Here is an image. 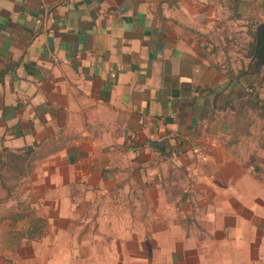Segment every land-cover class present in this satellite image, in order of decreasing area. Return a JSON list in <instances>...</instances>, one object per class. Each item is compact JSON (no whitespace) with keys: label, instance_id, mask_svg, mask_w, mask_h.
I'll return each instance as SVG.
<instances>
[{"label":"crops","instance_id":"obj_1","mask_svg":"<svg viewBox=\"0 0 264 264\" xmlns=\"http://www.w3.org/2000/svg\"><path fill=\"white\" fill-rule=\"evenodd\" d=\"M228 2L242 19V0H0V162L5 150L31 148L30 170L11 185L0 180V264H264V179L205 175L192 194H144V226L133 193L72 196L82 202L79 216L53 204L49 223L38 194L24 202L15 193L29 174L30 191H39L36 154L52 185L63 183V164L64 183L91 186L94 162L84 177H72L73 164L92 155L85 139L101 136L105 154L93 169L112 168V130L120 124L143 139L141 148L177 155L172 166H187L183 157L196 154L203 155L198 167L231 170L209 156L228 134L223 114L237 104L225 97L239 80L221 74L211 44L218 24L233 20ZM257 3L261 17L264 0ZM135 151L127 148L129 159ZM69 196L59 200L71 203ZM47 200L56 203L57 195ZM35 219L47 222L44 230ZM49 231L66 237L45 238Z\"/></svg>","mask_w":264,"mask_h":264},{"label":"rangeland","instance_id":"obj_2","mask_svg":"<svg viewBox=\"0 0 264 264\" xmlns=\"http://www.w3.org/2000/svg\"><path fill=\"white\" fill-rule=\"evenodd\" d=\"M244 17L240 20H237L233 17V9L231 7V2L227 3L226 13L228 17H231L232 22L221 21L218 24L216 35H211V44L216 46L217 54V66L221 70V74L229 82L234 80H239L237 83L233 82L230 89L226 93V99H233L237 101L236 106H233L227 113H224V119L228 123V134L226 137H218L215 140L217 149L210 152V158L219 161L222 163H232L231 170H220V169H211L208 167H202L198 164L203 163L202 156H197L196 154L185 155L181 160L182 163L187 166H172L173 158L177 155H167L165 152L161 153L155 147L150 145H145L147 147L141 148L144 146L142 138H139L137 135H128V128L124 124H120L119 127L112 130V139L114 144L110 146L113 148V153L110 154L111 161L113 164L112 168L105 169L103 171L94 170L93 166H96V163L100 158L105 154L104 146L102 144V137H91L90 139L86 138L85 140L92 141V155L86 160H81L83 163L73 164V169L71 170L72 177H84L87 174V170L83 169L84 165H91L90 162H94L90 166L88 179L91 180V186H87L88 183H85L83 186L80 182H66L69 180L70 171L64 167L58 170V178L63 182L62 184L52 185L47 181L48 175L47 170L43 169V166H46L43 161L44 155L36 154L34 157L36 160L40 161L41 168L40 171H35V182L40 183V189L37 192L36 186L35 191H30L31 182L30 174L25 177L23 182L19 187H17L16 194L18 197L25 194L24 202L26 201L27 194H30L29 197L32 199V193L38 194L40 199V213L43 216H46L47 222L49 219L50 213L53 209V204L57 206L60 210L68 209L73 210L76 213V216H79L80 205L82 202L79 200H74L72 196H80L89 193H98L101 189H106L105 193H117L122 196L128 195V193H133L137 195V226L145 225L144 214L140 216V212L144 210V194H151L153 198L155 195L160 193H166L170 195L179 194L180 190H188L192 194V189L196 188L197 182L196 179L202 178L205 175H210L216 178H223L233 174L235 177H242L247 179L250 183L254 179H264V116L261 114V111L256 106L250 103L247 93L257 92L258 96L261 99H264V67L258 72L257 75H254L253 72L249 70L252 67V60L254 55V46L251 41L254 26L257 22H260L264 19V15L260 17L261 10L258 6V0H242ZM252 44V47L251 45ZM253 51L251 53L250 51ZM246 70L249 72L248 79L242 77L240 80L241 71ZM244 73V72H243ZM242 73V76H243ZM246 75V74H244ZM242 89H241V88ZM243 94V98H236L240 93ZM130 132V131H129ZM132 132V129H131ZM135 133V131H134ZM122 135V136H121ZM118 136V137H117ZM137 137V138H136ZM203 139V138H202ZM201 139V140H202ZM215 140H212L215 142ZM122 141V142H121ZM212 141H210L212 143ZM205 145L211 146L208 144V139H204ZM135 147L136 151L133 153V157H128L127 148L125 147ZM217 151V152H215ZM135 162V164H133ZM44 163V164H43ZM145 178L152 180L153 178H161L164 182L162 187L160 186H148L144 182ZM106 179L99 186L98 180ZM115 180L121 181L119 185H113ZM124 180H135V183L130 182L127 184ZM13 179H8L7 182L10 185L13 183ZM60 181V180H58ZM172 181V184H171ZM254 182V181H253ZM252 182V183H253ZM182 183L184 186H182ZM16 186V185H15ZM14 186V187H15ZM254 188V185L249 186V188ZM10 188H12L10 186ZM116 190V191H115ZM115 191V192H114ZM48 194H56L57 202L49 203L47 200ZM70 195L69 198H72L71 203H67L64 200H59L60 197ZM35 197H37L35 195ZM20 199V198H19ZM23 203H20L19 207ZM77 206L73 209V205ZM116 204L121 205L122 209L124 206H127L126 203L117 202ZM31 200L23 204V209L26 212L32 211ZM48 205L51 207L47 208ZM37 203L35 202L34 206L36 210ZM59 206V207H58ZM55 208V207H54ZM36 212V211H35ZM107 218H104V221L107 222ZM122 220H124L122 218ZM41 226V230H44L45 224L47 222L44 219L36 220ZM49 223V222H48ZM49 225V224H48ZM51 226V225H49ZM68 226V225H67ZM141 228V227H140ZM53 234L49 231L48 234H45V238H60L63 239L66 237V234L60 233L59 231ZM41 236H44L42 233ZM40 236V237H41ZM44 238V239H45ZM27 252V249H26Z\"/></svg>","mask_w":264,"mask_h":264},{"label":"trees","instance_id":"obj_3","mask_svg":"<svg viewBox=\"0 0 264 264\" xmlns=\"http://www.w3.org/2000/svg\"><path fill=\"white\" fill-rule=\"evenodd\" d=\"M252 47V44H250ZM253 53L252 49L250 51ZM242 74V72L240 73ZM241 88V87H240ZM242 89V88H241ZM243 94L245 92L238 94L236 98H243ZM248 98L252 105L256 106L260 109L261 114L264 116V99H261L258 96L257 92L247 93ZM31 153V148H27L22 153H12L10 151L5 150L1 159V169H0V180L2 185L6 186L5 181L8 179H17L21 174H24L30 170L31 159H29V155ZM29 159V160H28ZM8 188V187H7ZM36 234V233H35Z\"/></svg>","mask_w":264,"mask_h":264},{"label":"water","instance_id":"obj_4","mask_svg":"<svg viewBox=\"0 0 264 264\" xmlns=\"http://www.w3.org/2000/svg\"><path fill=\"white\" fill-rule=\"evenodd\" d=\"M254 46V55L252 67L249 70L257 75L258 72L264 67V19L254 26V31L251 39Z\"/></svg>","mask_w":264,"mask_h":264}]
</instances>
